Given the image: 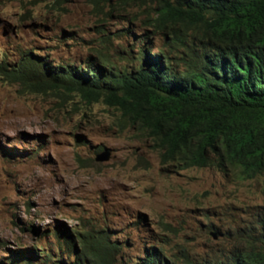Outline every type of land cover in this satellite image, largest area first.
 I'll use <instances>...</instances> for the list:
<instances>
[{
    "label": "rangeland",
    "instance_id": "1",
    "mask_svg": "<svg viewBox=\"0 0 264 264\" xmlns=\"http://www.w3.org/2000/svg\"><path fill=\"white\" fill-rule=\"evenodd\" d=\"M127 1L0 0V64L17 68L31 53L55 65L91 54L132 63L147 31L151 51L177 60L184 50L174 32L190 40L192 31L159 26L153 2ZM105 150L110 159L98 161ZM263 205L264 175L175 171L118 109L64 87L32 91L0 72V264L17 252L42 263L43 249L68 259L54 234L63 230L107 229L123 245L116 264L153 243L229 250L248 239Z\"/></svg>",
    "mask_w": 264,
    "mask_h": 264
},
{
    "label": "trees",
    "instance_id": "2",
    "mask_svg": "<svg viewBox=\"0 0 264 264\" xmlns=\"http://www.w3.org/2000/svg\"><path fill=\"white\" fill-rule=\"evenodd\" d=\"M127 2H153L159 26L172 23L192 31L190 40L174 32L184 50L177 60L165 48L151 51L154 33L147 31L132 63L90 55L82 63L55 65L47 56L31 53L17 68L0 64V72L32 91L64 87L120 110L125 122L151 139L161 163L175 171L213 166L226 173L234 170L243 178L264 175V0ZM262 208L242 246L201 254L153 243L132 264H264ZM75 232L54 233L68 259L43 249L42 263L32 261L30 252H17L1 264H20L22 259L27 264L119 260L123 245L106 229L98 235Z\"/></svg>",
    "mask_w": 264,
    "mask_h": 264
},
{
    "label": "water",
    "instance_id": "3",
    "mask_svg": "<svg viewBox=\"0 0 264 264\" xmlns=\"http://www.w3.org/2000/svg\"><path fill=\"white\" fill-rule=\"evenodd\" d=\"M110 159V152L105 151L104 153H101L97 156V160L99 161H106Z\"/></svg>",
    "mask_w": 264,
    "mask_h": 264
},
{
    "label": "clouds",
    "instance_id": "4",
    "mask_svg": "<svg viewBox=\"0 0 264 264\" xmlns=\"http://www.w3.org/2000/svg\"><path fill=\"white\" fill-rule=\"evenodd\" d=\"M143 35H144V34H143ZM141 39H142V38H141ZM140 47H141V46H140ZM91 55H92V54H91ZM88 56H90V55H88ZM88 56H87V57H88ZM92 56L100 57V56H97V55H92ZM87 57H86V58H87ZM86 58H85V59H86ZM101 58H102V57H101ZM132 58H133V57H132ZM85 59H84V60H85ZM102 59H105V58H102ZM84 60H83V61H84ZM105 60H107V59H105ZM83 61H80V62H76V61H74V62H76V63H82ZM121 64H122V63H121ZM113 108H114V107H113ZM119 111H120V110H119ZM121 115H122V113H121ZM122 117H123V115H122ZM105 151H108V150H105ZM105 151H104V152H105ZM104 152H103V153H104ZM109 152H110V151H109ZM100 154H101V153H100ZM110 156H111V154H110ZM98 161H99V160H98ZM101 230H102V229H101ZM106 230H107V229H106ZM98 231H99V230H98ZM98 231H96V234H93L92 232H91V233H92L93 235H98ZM86 232H87V231H86ZM88 232H90V231H88ZM107 232H108V231H107ZM109 234H110V233H109ZM214 235H215V237H217L216 234H214ZM150 245H151V244H150ZM148 246H149V245H148ZM146 247H147V246H146ZM146 247H145V248H146ZM145 248H144V252H145Z\"/></svg>",
    "mask_w": 264,
    "mask_h": 264
}]
</instances>
